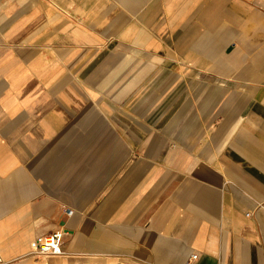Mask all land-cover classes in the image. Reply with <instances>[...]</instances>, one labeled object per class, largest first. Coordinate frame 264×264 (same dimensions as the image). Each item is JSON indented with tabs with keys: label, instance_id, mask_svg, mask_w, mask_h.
Listing matches in <instances>:
<instances>
[{
	"label": "crops",
	"instance_id": "1",
	"mask_svg": "<svg viewBox=\"0 0 264 264\" xmlns=\"http://www.w3.org/2000/svg\"><path fill=\"white\" fill-rule=\"evenodd\" d=\"M0 255L264 264V0H0Z\"/></svg>",
	"mask_w": 264,
	"mask_h": 264
},
{
	"label": "built area",
	"instance_id": "2",
	"mask_svg": "<svg viewBox=\"0 0 264 264\" xmlns=\"http://www.w3.org/2000/svg\"><path fill=\"white\" fill-rule=\"evenodd\" d=\"M65 232L62 230L37 238L36 254L42 256H59L63 254V239ZM197 256H193V259ZM0 264H6L0 255Z\"/></svg>",
	"mask_w": 264,
	"mask_h": 264
}]
</instances>
